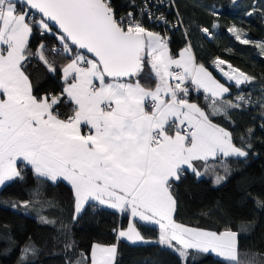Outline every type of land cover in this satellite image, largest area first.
I'll list each match as a JSON object with an SVG mask.
<instances>
[{
	"label": "snow or ice",
	"instance_id": "1",
	"mask_svg": "<svg viewBox=\"0 0 264 264\" xmlns=\"http://www.w3.org/2000/svg\"><path fill=\"white\" fill-rule=\"evenodd\" d=\"M152 6L143 0L137 11L118 15L112 0H0V186L23 180V169L30 166L37 180L32 199L13 208L55 209L52 201L40 199L41 187L65 181L72 192L73 220L89 202L130 215L127 229L113 230L117 242H148L138 220L158 226L152 242L170 250L177 264H195L204 254H215L221 264H264V254L242 252L240 233L229 226L212 231L178 223L173 194V184L186 172L197 179L211 175L219 185L229 173L228 159L248 156L251 143L241 135L244 146H237L232 132L213 117L231 122L237 110L257 104L264 109V96L253 101L240 92L229 99L230 86L240 89L256 78L217 58L215 68L232 82L226 86L196 63L190 42L173 54L167 34L143 23L142 17L153 19ZM255 11L254 5L247 15ZM155 20L168 23L163 14ZM201 31L212 35L208 28ZM228 31L264 54V41L246 38L235 25ZM35 34L50 36L58 46L48 48L42 40L33 51ZM46 53L66 62L57 68ZM32 59L61 73L59 94H36L27 72ZM193 91L203 95L205 106L193 102ZM65 104L68 112L61 111ZM252 132L249 128L247 135ZM254 202L264 208V200ZM38 218L57 226L56 218ZM65 227L61 223L57 230ZM117 246L94 244L90 253L67 264H114ZM73 247L70 240L64 245L66 252ZM38 251L26 242L18 264H29Z\"/></svg>",
	"mask_w": 264,
	"mask_h": 264
},
{
	"label": "trees",
	"instance_id": "2",
	"mask_svg": "<svg viewBox=\"0 0 264 264\" xmlns=\"http://www.w3.org/2000/svg\"><path fill=\"white\" fill-rule=\"evenodd\" d=\"M112 2L118 15H123L129 10L137 11L143 0ZM133 2L136 8L132 7ZM162 5L160 8H166V0H163ZM168 5H171L173 10L163 13L168 23L174 25L175 21L178 22L177 27L163 30L146 16L142 19L150 30L167 34L173 54L190 42L196 62L204 64L217 76L219 74L214 70L213 62L220 58L256 78L250 85H242L240 89L227 83L231 92L229 99L240 92L246 96L251 95L253 101L264 96V54L255 44L239 43L228 31V28L235 25L243 30L246 38L254 42L264 41V0H172ZM254 5L257 11L247 15ZM179 21H182V24ZM214 22L217 25L215 28ZM202 28L209 29L212 33L210 38L204 35ZM42 40L48 48L58 44L50 36L43 38L35 34L30 40L33 51ZM46 55L50 63L55 61L57 68L66 62L60 56L51 53ZM27 72L36 94H56L61 91L62 80L59 71L51 73L41 62L32 59ZM141 83L146 87L155 86L154 81L141 80ZM191 99L202 107L205 106L201 93L193 91ZM61 111L68 112L69 106L65 104ZM262 111L264 109L257 104L233 112L231 122L222 117H213L215 123L232 132L233 141L237 146H244L241 135L252 145L250 149L246 148V158L228 159L229 173L221 184H214L211 175L197 179L191 172H186L173 184V194L178 202L176 221L213 231H222L229 226L240 233L242 252L258 254H264V208H257L254 202V198L264 200ZM249 128L253 129L251 137L247 135ZM217 171L220 175H225L222 167H218ZM22 175L23 180L6 182L0 187V264H18L20 249L29 241L39 249L35 257H29V264H67L68 260L78 258L80 253H90L93 243H118L114 264H177V258L170 250L152 241L134 244L120 239L117 242V233L113 230L125 226V214L101 206L95 209L94 202H89L73 220L72 192L64 181L55 184L45 182L41 187L40 199L52 201L56 205L55 209L41 211L39 204L30 209L13 208V203L31 200V191L37 184L28 167L23 169ZM39 215L56 218V228L42 224ZM61 223L66 227L63 231H58ZM136 225L145 238L157 239V226L146 225L140 221H136ZM69 240L74 242V247L66 252L64 245ZM189 264H192L191 260ZM195 264H221V261L215 254H204L197 258Z\"/></svg>",
	"mask_w": 264,
	"mask_h": 264
},
{
	"label": "built area",
	"instance_id": "3",
	"mask_svg": "<svg viewBox=\"0 0 264 264\" xmlns=\"http://www.w3.org/2000/svg\"><path fill=\"white\" fill-rule=\"evenodd\" d=\"M172 0H166V8H164V9H162V8H160V7H162L163 5H162V3L161 2H159V0H150L149 2H150V4H152L153 6L151 7V11H152V13H153V19H149L150 21H152L154 24H156L157 26H161L162 28H163V30H165V29H172V27H174V25H176L175 27H177L178 26V22H174V25H172V24H170V23H167V24H165V23H163L162 21H157V20H155V16H159V15H161V14H163V16L164 17H166V15L163 13V11H170V10H173V9H171V5L173 4H171V5H168L170 2H171ZM129 11H132V10H129ZM128 12V11H127ZM124 15V14H123ZM166 19H167V17H166ZM162 35H164V34H162ZM206 37H208V38H210V36H207L206 34H204ZM54 46H58V44H56V45H54ZM216 60V59H215ZM214 60V61H215ZM228 63H230V62H228ZM214 64V63H213ZM231 64V63H230ZM234 66V65H233ZM235 68H237L236 66H234ZM224 68H225V70H227V65H225L224 66ZM239 69V68H238ZM241 70V69H240ZM242 71V70H241ZM220 75L222 76V74L220 73ZM222 78L225 80V78L222 76ZM226 81V80H225ZM227 83H232V82H227ZM60 93V91H58L56 94H59ZM99 207V205H96L94 208L96 209V208H98ZM121 214H125V213H121Z\"/></svg>",
	"mask_w": 264,
	"mask_h": 264
},
{
	"label": "crops",
	"instance_id": "4",
	"mask_svg": "<svg viewBox=\"0 0 264 264\" xmlns=\"http://www.w3.org/2000/svg\"><path fill=\"white\" fill-rule=\"evenodd\" d=\"M186 45H184V46H182L180 49H182V48H184ZM179 49V50H180ZM179 50L176 52V53H178L179 52ZM175 53V54H176ZM197 63V62H196ZM199 64V63H198ZM205 66V65H204ZM206 67V66H205ZM206 68H208V67H206ZM213 68H214V70L216 71V73H218L219 74V76L221 77H219V76H217L212 70H210L209 68H208V70L209 71H211L212 72V74H213V76L214 77H216V79H218L221 83H225L226 84V86H227V83L225 82V80L222 78V76L220 75V72H219V70H217L216 68H215V66H214V64H213ZM61 80H62V77H61ZM64 85H63V81H62V87H63ZM194 102V101H193ZM84 131H87V129H84ZM20 166V163L18 162V167ZM29 169H31L30 168V166L28 167ZM65 182V181H64ZM65 183H67V182H65ZM70 186V185H69ZM1 187V186H0ZM101 207H103V206H101ZM106 208V207H105ZM113 210V209H112ZM116 211V210H115ZM125 216H126V224H125V226H119L117 229H127V226H128V223H129V220L131 219V217H130V215L128 214V213H125ZM138 221V220H137ZM141 222V221H140ZM178 222V221H177ZM144 223V222H143ZM178 223H180V222H178ZM186 225V224H185ZM156 226V225H155ZM186 226H190V225H186ZM158 227V226H157ZM190 227H195V226H190ZM200 228V227H199ZM159 230V229H158ZM126 240V239H125ZM156 240V239H155ZM155 240H153V239H150V238H145V241H148V242H151V241H155ZM128 241V240H127ZM129 242H131V241H129ZM137 243H143V242H137ZM94 244H97V243H93L92 244V246L94 245ZM103 245H111V244H103ZM92 246H91V248H92ZM91 251V250H90Z\"/></svg>",
	"mask_w": 264,
	"mask_h": 264
},
{
	"label": "rangeland",
	"instance_id": "5",
	"mask_svg": "<svg viewBox=\"0 0 264 264\" xmlns=\"http://www.w3.org/2000/svg\"><path fill=\"white\" fill-rule=\"evenodd\" d=\"M203 229H206V228H203ZM206 230H209V229H206ZM213 231V230H212ZM134 244H138V243H134Z\"/></svg>",
	"mask_w": 264,
	"mask_h": 264
}]
</instances>
